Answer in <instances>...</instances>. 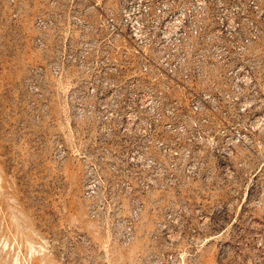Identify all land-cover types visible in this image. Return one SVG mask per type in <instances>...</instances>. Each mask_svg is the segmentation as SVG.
Here are the masks:
<instances>
[{
  "label": "rangeland",
  "instance_id": "rangeland-1",
  "mask_svg": "<svg viewBox=\"0 0 264 264\" xmlns=\"http://www.w3.org/2000/svg\"><path fill=\"white\" fill-rule=\"evenodd\" d=\"M0 264H264V0H0Z\"/></svg>",
  "mask_w": 264,
  "mask_h": 264
}]
</instances>
